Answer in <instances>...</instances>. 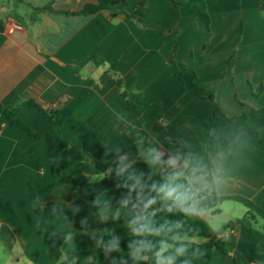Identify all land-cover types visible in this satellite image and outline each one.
<instances>
[{
    "label": "crops",
    "instance_id": "1",
    "mask_svg": "<svg viewBox=\"0 0 264 264\" xmlns=\"http://www.w3.org/2000/svg\"><path fill=\"white\" fill-rule=\"evenodd\" d=\"M123 1L128 5L89 16L80 12L97 0H0L4 23L0 103L9 106L22 99L54 106L61 100L56 119L63 136L106 166L107 159L114 157H105L104 146L135 151L124 125L115 119L119 113L114 112L144 125L166 148L170 147L166 137H182L198 150L222 146L230 179L209 211L217 219L221 212L239 217L227 228L228 238L219 239L253 264L257 246L264 249V145L216 116L209 101L194 97L186 82L178 79L171 57L195 72L201 87L215 92L226 116L242 115L238 101L248 105L249 114L253 108L264 116V0H205L210 30L184 4L187 0H174L179 7L172 0ZM96 60L103 63L96 65ZM118 78L123 89L118 88ZM127 101L138 107L140 115L127 110ZM155 103L162 105L163 121L154 117ZM14 111L41 139L34 140L0 118V239L18 242L24 257L21 264H56L62 241L55 239L53 246L49 235L56 227L50 222L52 207L79 205L81 211L73 217L79 232L83 217H89L93 229L113 227L111 221L95 222L96 209L90 203L100 191L118 199L117 181L92 191L54 174L57 147L47 138L54 131L52 125L37 109L19 104ZM250 122L264 138V122L252 115ZM61 157L76 178L90 182L97 173L66 151ZM37 196L43 207L35 210ZM117 227L124 235L122 225ZM76 245L81 257L95 253L87 235H77ZM201 246L207 255L196 264H240L208 239ZM121 247L126 250V242ZM95 254L100 264H107L101 252Z\"/></svg>",
    "mask_w": 264,
    "mask_h": 264
},
{
    "label": "clouds",
    "instance_id": "2",
    "mask_svg": "<svg viewBox=\"0 0 264 264\" xmlns=\"http://www.w3.org/2000/svg\"><path fill=\"white\" fill-rule=\"evenodd\" d=\"M23 102L22 99L17 101ZM114 113H119L115 119L124 125L135 151L124 150L119 145L104 146L105 157L114 158L107 159L106 170L97 171L90 181L113 178L115 171L119 198L100 191L90 203V207L96 209L95 222L111 221L114 226L93 229L89 217H83L79 221L83 231L78 233L61 203L55 204L50 222L56 227L49 235L53 246L55 239L62 241L57 248L56 264H100L95 254L97 250L107 264H196L202 261L207 252L201 246L205 242L201 224L218 238L227 239L230 230L225 225L239 218L221 212L217 219L209 211L210 205L223 196L224 186L230 179L223 147L214 145L198 150L182 137H166L170 144L166 148L144 125L127 119L120 112ZM87 160L94 168L92 159ZM33 207L42 209L39 196L34 198ZM67 207L73 216L81 211L79 205ZM117 225H122L124 235L118 234ZM45 233H48L46 229ZM77 235H87L94 243L95 253L81 257L77 252ZM105 236L111 239L105 240ZM124 242L126 250L121 247ZM112 252L118 255L110 256ZM257 257L253 264H264V249L259 246ZM23 259L17 241L0 239V264H21Z\"/></svg>",
    "mask_w": 264,
    "mask_h": 264
},
{
    "label": "trees",
    "instance_id": "3",
    "mask_svg": "<svg viewBox=\"0 0 264 264\" xmlns=\"http://www.w3.org/2000/svg\"><path fill=\"white\" fill-rule=\"evenodd\" d=\"M174 5L176 7H179V3L172 0ZM186 6L190 7L192 13L200 18V20L205 24L208 30H210V16L208 11V5L205 2V0H187L184 3ZM118 5H124L127 6L128 3L123 0H97V3L95 4H89L87 5L80 13L87 14V15H94L100 11L103 10H110L114 9ZM136 13L143 17V13L139 10L136 11ZM128 17H131L130 14H127ZM138 23L141 24L142 20L138 18ZM4 31V23L2 20H0V33ZM210 45H206L205 50H209ZM177 50V43H175L174 51ZM171 62L176 65L177 68V77L179 80L186 82L188 91L196 98L209 101L211 103V106L213 108L214 114L216 116L222 117L225 121H227L230 124H234L239 130L243 131L246 134H249L250 136L257 139L261 144L264 145V138L260 135L259 129H257L251 122H250V116L252 115L255 119L258 121L264 122V116L260 115L255 109L251 108L250 114L243 112L240 116H233L228 117L226 116L220 109L219 104L216 101V95L214 91L207 90L200 86L198 82V76L195 72L189 70L187 67H184L180 65L172 55ZM96 65H101L103 63V60L95 61ZM117 85L119 89H123V82L120 78L117 79ZM121 95L124 99H127V92L122 91ZM18 101V100H17ZM17 101L9 106H5L0 103V118H5L8 120L10 125L14 128L20 129L21 131L28 134L31 138L34 140H40L41 136L34 132L32 128L14 111L15 105H23L25 107L31 108V109H37L40 111L46 120L52 125L54 131L49 133L47 135L48 140L56 145L57 152L52 159L53 164V172L57 175L56 169L60 168L61 173L60 175L68 178L69 180L76 183L78 186L82 188H86L88 190L97 191L101 189L103 186H105L109 181L115 179V171L112 173L113 178L110 179H104L102 181L98 182H87L82 179L76 178L72 176L69 172H67L66 168L62 164L61 160V152L66 151L76 158L78 162L81 163H90L88 162L87 158H91L94 164V168L96 171L103 172L106 170L107 166L105 163L101 162L100 160L94 158L91 154H89L86 150L81 148L80 146H77L67 140L61 131V125L57 122L56 117L58 116L63 102L60 100L56 105L54 106H43L35 101H24L23 103H17ZM238 103L242 107H248L247 104L241 103L238 101ZM153 114L157 121H163L164 120V112L162 110L161 103H155L153 105ZM127 110L131 113L140 115V110L135 104H132L127 101ZM144 166V165H143ZM126 191V190H125ZM62 207L67 209L70 213V219L73 221V214L71 210L67 207L65 204H61ZM239 224H241L243 227L248 229L252 233L259 234L258 232L254 231L252 228H248L245 226L242 222L238 221ZM197 224H200V221H197ZM235 223L230 222L225 227L230 228L234 226ZM111 228V226H109ZM202 232L201 235L205 237V239H208V243L214 244V246L220 251L222 254H225L227 256L231 255L235 259H237L240 264H250L240 253L233 251L229 245L221 241L216 235L212 234L207 227H205L203 224H201ZM79 233V231H78ZM110 256H117L118 254L115 252L109 253Z\"/></svg>",
    "mask_w": 264,
    "mask_h": 264
},
{
    "label": "rangeland",
    "instance_id": "4",
    "mask_svg": "<svg viewBox=\"0 0 264 264\" xmlns=\"http://www.w3.org/2000/svg\"><path fill=\"white\" fill-rule=\"evenodd\" d=\"M243 110H244V112H246V113H248L247 111H245L246 109H245V107H243ZM249 114V113H248ZM60 157H61V155H60ZM62 158V157H61ZM66 170H67V168H66ZM67 172H69L68 170H67ZM94 182H96V181H94Z\"/></svg>",
    "mask_w": 264,
    "mask_h": 264
},
{
    "label": "water",
    "instance_id": "5",
    "mask_svg": "<svg viewBox=\"0 0 264 264\" xmlns=\"http://www.w3.org/2000/svg\"><path fill=\"white\" fill-rule=\"evenodd\" d=\"M56 172H57V174H60L61 173V169L60 168L56 169Z\"/></svg>",
    "mask_w": 264,
    "mask_h": 264
}]
</instances>
